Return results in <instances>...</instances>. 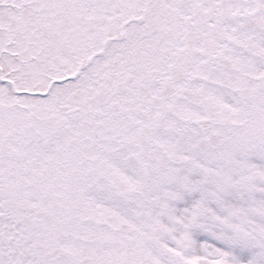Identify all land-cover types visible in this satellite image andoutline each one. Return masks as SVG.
Wrapping results in <instances>:
<instances>
[{"label": "snow or ice", "instance_id": "snow-or-ice-1", "mask_svg": "<svg viewBox=\"0 0 264 264\" xmlns=\"http://www.w3.org/2000/svg\"><path fill=\"white\" fill-rule=\"evenodd\" d=\"M0 264H264V0H0Z\"/></svg>", "mask_w": 264, "mask_h": 264}]
</instances>
